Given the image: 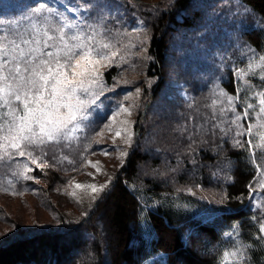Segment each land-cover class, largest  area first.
<instances>
[{"label": "trees", "instance_id": "1", "mask_svg": "<svg viewBox=\"0 0 264 264\" xmlns=\"http://www.w3.org/2000/svg\"><path fill=\"white\" fill-rule=\"evenodd\" d=\"M115 1L126 4L133 22L148 38L142 60L134 58L138 65L132 73L137 75L130 87L142 85L143 98L130 149L108 187L80 217L69 218L57 202L45 201L41 206L52 213L55 223L23 231L17 227L1 236L0 264H218L221 254L232 248L234 242H242L245 247L244 264H264V234L259 232L260 224L264 223V190L249 198L247 186L250 182L255 186L256 173L247 144L239 148L233 146L231 137L200 135L192 125L202 120H194L196 114L192 110L189 114V109L187 114L184 107L181 110L182 121L187 125L184 142L172 134L157 144L149 140L157 137L156 131L163 124L149 127L148 115L149 107L167 83L170 37L196 25L199 15L193 7L196 0ZM238 5L249 7L253 13L246 17L247 25L239 37L258 54L264 53V0H239ZM236 25L237 20L232 27ZM233 50L237 54V49ZM227 69L221 71L227 72L222 85L235 94L236 78L232 68ZM220 70L214 67L215 74L202 79L212 82ZM104 76L110 83L117 71L109 68ZM254 81L257 86H264L259 78L254 77ZM186 87L195 91L192 81ZM237 108L241 111L242 105ZM242 139L246 141L247 137ZM83 142L81 139L78 143L55 146V159H42L54 165L53 170L29 165L32 171L27 175L33 179H17L11 174L15 168L0 167V183L7 186V180H12L16 195L28 193L41 201L44 193L41 180L44 184L51 182L49 193L51 187H57L56 183L64 185L70 176L79 173L82 159L73 152ZM149 143L163 155L155 152L153 155L150 146H146ZM260 155L257 152V158ZM201 189L208 192L207 196L193 191L202 193ZM140 196L147 198L146 202L158 200L154 208L147 209ZM195 207L206 214L198 216L193 211ZM4 219L0 206V221ZM234 230L238 235H223Z\"/></svg>", "mask_w": 264, "mask_h": 264}, {"label": "snow or ice", "instance_id": "2", "mask_svg": "<svg viewBox=\"0 0 264 264\" xmlns=\"http://www.w3.org/2000/svg\"><path fill=\"white\" fill-rule=\"evenodd\" d=\"M90 7L84 4L72 11L87 13ZM140 36L137 29L132 32L108 29L102 17L90 21L77 15L70 19L47 3H38L20 20H0V163H13L12 176L33 179L27 175L32 171L28 163L19 162L18 157L42 166L38 161L47 155L45 148L79 138L100 97L111 90L106 89L100 67L127 62L132 55L130 50L148 39L145 36L141 40ZM243 55L246 66L235 68L233 73L240 82L235 94L214 86L208 107L212 109L210 119L215 121L211 127L220 130L222 139L231 137L234 147L244 148L247 144L256 173L255 186L252 182L247 186L249 198L253 199L254 192L264 190V86L252 84L249 77L258 76L264 81V53L246 48ZM140 91L137 88L135 95L139 96ZM130 98L131 95L126 96L125 100ZM238 104L242 105V111L238 110ZM119 112L130 116L131 106L121 104ZM249 120L245 127L242 121ZM131 135L128 134L126 144H130ZM37 151L39 156H34ZM257 152L261 153L259 158ZM104 154H108L106 149ZM126 155L120 153L121 157ZM110 179L99 186L87 185L94 193L93 201L108 187ZM76 187L85 185L77 183ZM0 191L17 194L12 180H7V186L0 183ZM259 232L264 234V223L260 224ZM223 235L232 237L238 233L234 230ZM244 259L243 243L234 242L232 248L221 254L218 264H244Z\"/></svg>", "mask_w": 264, "mask_h": 264}, {"label": "rangeland", "instance_id": "3", "mask_svg": "<svg viewBox=\"0 0 264 264\" xmlns=\"http://www.w3.org/2000/svg\"><path fill=\"white\" fill-rule=\"evenodd\" d=\"M144 1L152 2L153 0ZM38 3H47L49 6L54 5L70 19H75L77 15L89 18L90 21L102 17L103 23L108 29L120 32H132L133 29H137L141 32V40L146 36L141 27L133 22L134 18L130 15V9L126 4L118 3L115 0H0V20H20ZM84 4L91 6L87 13L72 11V9ZM238 4L239 0H196L193 6L199 11L196 25L188 31L181 30L170 37V48L166 56L167 83L162 94L149 107L150 113L148 115L149 127L160 122L163 124L156 131L158 138L149 137L151 143H160L167 134H172L176 140L184 142L183 136L187 132L186 122L182 121L181 110L184 108L186 112L189 109V114L191 110L192 113L196 114L194 120H202L200 124L194 122L192 125L197 133L211 135L213 138L215 135L221 134L219 129L213 130L211 127L215 121L210 119L212 109L208 107L211 103L210 90L214 86L225 89L222 85V79L226 78L227 72L221 71L226 70L228 67V69L232 68L234 73L235 68H244L247 60L243 53L246 48H251L243 43V40L239 37V32L245 29L248 14L250 13L252 16L253 13H251L249 7L239 8ZM236 20L237 25L234 28L232 26L236 24ZM146 42L147 40L142 45L137 44L136 47L130 50L132 55L127 57V62L113 63L111 67H100L106 89L111 90H106L104 95L100 97L98 106L92 111L90 119L79 134L78 139H83L84 142L82 147H76L73 152V155H78L82 159L78 164L79 173L70 176L64 185L56 183L57 187H51L52 191H49V193H47L49 190L47 188L51 186V182L46 181L44 184L41 180L44 188L41 201L28 193L13 195L0 192V206L5 215V221H0V237L15 231L17 227L22 228L23 231L36 228L42 224L55 223L52 213L41 206L42 202L45 201L49 203L57 202L58 207L69 218L80 217L85 212L86 207L93 201L92 195L94 193L87 185L99 186L112 178L116 169L120 167L125 159V156L121 157L120 153H127L132 142L133 128L143 98V86L136 84L137 86L130 87V85L133 84L137 75L132 73L133 68L138 65V61L134 58H139V61L142 60L144 50L147 48ZM233 48L237 49V54L234 53ZM204 63L207 65H204ZM211 65L213 68H211ZM112 67L117 71V76H114L113 81L109 83L104 76V72ZM214 67L221 70L215 75L212 82L206 79L203 80V76H209L213 73ZM254 77L259 78L258 76ZM254 77H249V79L252 84L256 85ZM125 80L128 83H124ZM235 80L237 87L240 86V82L237 79ZM190 81H192L194 92L189 91L186 87V83L188 85ZM117 82L119 83L117 84ZM114 84H117V86L113 87ZM137 88L141 90L139 96L135 95ZM243 94L241 93V96ZM130 95L132 98L125 100V97ZM186 100L189 102L188 104ZM121 104L125 107L131 106L130 116L127 113L119 112V105ZM229 115L231 116V113ZM125 120L131 123L125 125L122 123ZM248 122L250 120L242 121L245 127ZM118 131L121 132L120 136L116 135ZM129 133L132 134L131 142L126 144L125 140L128 138ZM186 137L188 138V136ZM78 139L61 143L58 146L63 147L67 144L78 143ZM151 143L146 146H150L149 150L153 152V155L155 152V154L159 153L162 156L163 153L156 148H152ZM54 148L55 146L52 145L45 148L44 151L47 152V155L40 157L38 161L47 170H53L54 167H49L42 159H53L55 157ZM105 149L108 152L107 155L104 154ZM33 155L39 156V152H34ZM17 160L21 163L27 162L28 165L37 166L31 164L26 157H18ZM88 161L92 163H88ZM97 161L99 164H96ZM0 167L7 170L14 168V165L12 162H3L0 163ZM77 183L83 184L85 187L77 188ZM201 190L202 193L201 191H193L207 196L208 192L205 189ZM73 193L75 195H72ZM140 198L147 209L154 208L158 200L156 198L152 202H146L147 198L143 197L142 199L141 196ZM194 210L198 216L206 214L202 210H197L196 207L193 208ZM52 243L53 241L49 242L50 246H52ZM74 253L78 255L77 251Z\"/></svg>", "mask_w": 264, "mask_h": 264}]
</instances>
